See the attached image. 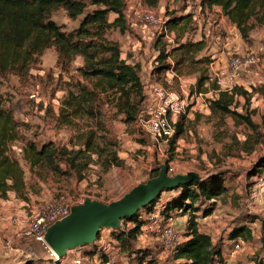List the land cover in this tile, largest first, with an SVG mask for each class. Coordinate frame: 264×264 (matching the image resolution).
<instances>
[{
  "label": "rangeland",
  "instance_id": "1",
  "mask_svg": "<svg viewBox=\"0 0 264 264\" xmlns=\"http://www.w3.org/2000/svg\"><path fill=\"white\" fill-rule=\"evenodd\" d=\"M77 1L85 4V13L99 8L91 0ZM120 1L124 7L125 30L111 28L105 38L119 45L121 59L133 67L139 78L141 91L139 94L133 91L130 98L134 120H128L123 100L118 99L119 94L108 91L99 93L94 117L82 114L70 118L68 125L59 124V108L68 95L66 83L74 80L88 85L89 81L79 75L78 69L84 65L81 57L61 69L56 64L57 53L53 47L44 50L26 81L14 75L0 80L4 105L13 111L15 119L22 125L19 140L12 144L11 153L23 169L24 198H17L14 192H9L5 200L0 198V204L6 205L11 212L9 223L13 216H35L46 205L61 198L70 207L86 197L110 203L133 186L152 178L160 165H168L172 168V173H168L170 176L195 172L206 179L220 174L225 178L226 195L216 199L210 216L203 218L202 211L209 208L212 201L195 204L199 230L209 235L215 245L228 248L231 233L246 227L248 233H244L243 238L248 251L233 258L227 256L221 264H264V211L259 212L260 217L256 214L257 208L264 207V204L258 200V190L254 192L264 182V170L261 171L263 177L250 176L255 162L264 156V129L259 128L264 115V98L256 91L264 87V27L254 29L244 40L236 27L216 9L201 8L200 0H157L154 4L150 0ZM145 13L151 14L156 23H145L139 16ZM84 15L72 20L63 8H58L50 13L49 19L63 33L70 34L79 27ZM185 16L188 23L184 28L178 32L168 29L170 20ZM115 18L112 13L107 16L110 23ZM195 43L202 45L198 51L194 47L188 52L178 51L180 45ZM163 48L169 55L176 53L174 58L171 55L161 62L159 57ZM250 53L258 62L244 70L237 87L247 95H239L232 109L239 115H249L258 126L257 130L237 124L233 116L212 115L209 107H205V97L197 101L195 98V94L205 91L204 87L198 89L196 86L202 70L207 77H213V72L225 67L230 56ZM196 68L199 76L195 73ZM156 85L183 92L184 96L188 95V103L190 99L197 103L177 120L183 124V133L173 150L154 147L149 135L137 123L152 107L153 87ZM33 93L38 97L36 101L30 99ZM91 132L95 133L91 143L98 142L100 147L116 145L122 167H113L102 174L96 156L92 155V163L81 172L83 180L80 181L76 170L68 165V160L74 157L71 153L66 155L67 164L65 158L56 156L52 163L46 161L31 169L27 143H33L38 150L42 146H51L59 151H77L85 148L83 144L89 140L88 133ZM79 160L82 161L78 164H83L87 159L82 156ZM173 195L163 192L156 207ZM154 209L151 213L139 210L138 218L144 221V226L131 249H124L117 243L120 255L117 264H140L141 250L150 252L160 264L170 261L171 255L162 251V246L149 230L148 225L153 221L151 217L157 215ZM171 214L178 224V230L174 228L184 241L188 216ZM124 226L130 230L133 223L123 221L122 229ZM12 231L11 226L4 232L12 235ZM99 234L101 237L93 245L70 251L61 261H56L44 243L2 235L1 239L5 240L0 241V264H73L78 259L85 264H104L103 258L93 259L85 254L99 241L108 240L111 232L103 230ZM111 237L114 238L112 234ZM9 239L14 241L11 243ZM87 257L90 258L88 262Z\"/></svg>",
  "mask_w": 264,
  "mask_h": 264
},
{
  "label": "trees",
  "instance_id": "2",
  "mask_svg": "<svg viewBox=\"0 0 264 264\" xmlns=\"http://www.w3.org/2000/svg\"><path fill=\"white\" fill-rule=\"evenodd\" d=\"M91 1L99 8L85 13V4L77 0H0V80L14 75L26 81L38 58L44 50L51 47L57 53L56 64L61 69L70 65L77 57L83 59L84 65L78 69V72L80 77L89 83L85 85L81 81L74 80L66 83L69 88L68 95L62 101L58 112V122L63 125L70 124V118L82 114L94 117L98 110L99 93L108 91L119 94L118 99L123 100L128 120L132 121L134 117L133 104L130 102L131 94L133 91L138 94L141 91L135 70L120 57L119 45L105 38L106 32L111 28H118L121 32L125 30L122 2L120 0ZM156 1L150 0V3L154 4ZM199 4L201 8L218 9L221 15L236 27L244 40L248 39L254 29L264 27V0H200ZM58 8H63L72 20L85 14L79 27L72 33H63L60 27L49 19L50 13ZM110 13L116 15L111 23L107 20ZM183 20L185 23L181 29L184 28L188 23L187 16L170 20L167 23L168 29L178 32L180 29L178 24ZM192 47L198 51L202 45L200 43L184 44L180 45L178 51L188 52ZM171 55L174 58L176 53L169 55L163 48L160 51L159 60L164 62ZM195 73H198L197 68ZM207 85L210 89L216 88L215 84L209 83V75L207 77L205 70H202L196 86L198 89L204 87L203 93H206ZM256 91H259L264 98V87ZM242 94L247 95L241 87H235L230 94L219 92L217 97L210 101V113L220 117L233 116L237 124H244L257 130L258 126L252 122L249 115H239L232 109L237 97ZM21 126V123L15 119L13 111L4 105V100L0 96V198L3 200L7 199L9 192H14L17 198L24 196L23 169L11 153L12 144L19 140ZM259 128L264 129V115ZM182 133L183 124L178 121L175 135L167 144L169 150H173ZM94 137L95 133H88L89 140L83 144L85 148L77 151H59L51 146H42L38 150L33 143H27L31 153V169L41 166L46 161L52 163V159L56 156H60L59 159L65 158V164H67L66 155L71 153L74 157L68 160V165L76 170L78 176L92 163V155L96 156V163L99 164L102 174L113 167H122L123 162L117 155L116 145L100 147L98 142L91 143ZM82 156L87 160L83 164H78V161H82L79 160ZM166 166L168 171L169 166ZM263 169L264 156L255 162L250 176H257ZM154 176L156 174L152 177ZM79 180H83V177L80 176ZM225 184L226 180L220 174L209 177L201 183L192 182L167 191L174 195L164 201L163 214L175 213L188 217L184 241L177 246L170 261L164 264H215L216 259L221 257L220 247L212 242L209 235L199 230L196 216L198 210L195 204L201 201H212L211 206L202 211L203 218L210 216L216 199L226 191ZM159 199L142 211L151 213ZM138 214L139 211L133 217L124 220V223H133L132 229L127 230L124 226L120 231L111 232L116 242L124 249H131V244L140 235L144 226V221L138 218ZM244 233H248L246 227L235 229L230 237L233 240L243 236ZM95 248L93 247L85 254L94 256L97 253ZM140 253V264H160L150 252L141 250Z\"/></svg>",
  "mask_w": 264,
  "mask_h": 264
},
{
  "label": "built area",
  "instance_id": "3",
  "mask_svg": "<svg viewBox=\"0 0 264 264\" xmlns=\"http://www.w3.org/2000/svg\"><path fill=\"white\" fill-rule=\"evenodd\" d=\"M139 16L147 24L153 25L156 23L155 18L151 14L145 13ZM257 62L258 60L253 53L230 56L225 67L217 69L213 72V77H209V83L215 84L216 88H208L206 93L195 94L196 101L205 97V107H209L210 101L216 98L219 92L230 94L238 86V81L241 79L244 70L256 66ZM207 86L209 87V85ZM30 99L36 101L38 97L33 93L30 95ZM196 105L197 103L193 102L192 99L188 103L187 94L184 96L183 92L177 93L171 89L156 85L153 87V105L149 109L147 116L139 119L137 123L149 135L153 146L162 149V147H167L168 141L175 135L177 120L185 114L187 109H193ZM168 173H172L171 167H169ZM164 201L159 206H155V209L153 208L157 215L151 217L153 221L148 226L150 232L162 246V251L172 255L177 246L183 241L174 228L173 215L163 214L165 209ZM69 209L70 206L65 205L63 198H61L46 205L35 216L28 218L23 214L13 216L10 221L13 229L12 235H8L7 237H11L12 239L28 238L43 243V237L47 228L55 221L67 216ZM232 241L229 253L230 258L243 253L246 248L244 238L237 237ZM95 245L99 259L105 257L108 263V259L112 257L116 249L107 240L99 241ZM89 259L86 258L87 262ZM216 261H218L217 264H221L222 262L219 258ZM73 264H85V262L78 259Z\"/></svg>",
  "mask_w": 264,
  "mask_h": 264
},
{
  "label": "water",
  "instance_id": "4",
  "mask_svg": "<svg viewBox=\"0 0 264 264\" xmlns=\"http://www.w3.org/2000/svg\"><path fill=\"white\" fill-rule=\"evenodd\" d=\"M205 179L195 172L170 176L167 166L160 165L156 176L133 186L115 201L104 203L86 197L81 203L72 205L67 216L47 228L43 243L59 258L56 261H60L70 251L93 245L100 231L122 230L126 218L151 205L163 192Z\"/></svg>",
  "mask_w": 264,
  "mask_h": 264
},
{
  "label": "crops",
  "instance_id": "5",
  "mask_svg": "<svg viewBox=\"0 0 264 264\" xmlns=\"http://www.w3.org/2000/svg\"><path fill=\"white\" fill-rule=\"evenodd\" d=\"M216 12H218L221 15V13H220V11L218 9H216ZM184 23H185V20L181 21L180 24H178V27L181 28ZM263 170H261V171H263ZM255 177H257V178L263 177L262 176V172L260 174H258L257 176H255ZM263 179H264V177H263ZM257 190H258V200H261V203L264 204V182L261 185H259L257 189H254V192H256ZM226 192H227V187H226V191L223 194L226 195ZM6 207H7L6 205L3 206V205L0 204V241H4L5 240V239H1V236L2 235H4L5 237L8 236V235H10V234L7 233L8 231L7 232H4L6 228L11 227V224L9 223V216H10L11 212L8 211L6 209ZM262 210L264 211V207H262V208H259L258 207L257 208V213H256L257 216H259V212L262 211ZM253 214H255V213H253ZM174 226H175L176 230H178V228H177L178 227V224H177L176 220L174 221ZM110 232H116V231H110ZM109 236H110L111 239L108 237V240L107 241L116 249V251L113 253L112 257H110L108 259L109 260L108 263H107V259L105 257H103V259H101V260L104 263H107V264H117V262L120 260L119 249L117 248V242H116V240L111 237V234ZM241 237L243 238V236H241ZM8 241H11V243H12V241H14V240H10L9 239ZM232 242H233L232 240L227 242V244H229V247L228 248L227 247L226 248H222V247L219 246L220 249H221V257L219 259L222 260L223 263L226 261V257L229 256V253H230L231 247H232ZM95 247H96V245H95ZM245 250H246L245 252L248 251V245L246 246ZM96 252H97V250H96ZM97 253L94 256H92V257L91 256H88V257H91L93 259H96L98 257L97 256ZM98 259H99V257H98ZM215 264H217V262Z\"/></svg>",
  "mask_w": 264,
  "mask_h": 264
},
{
  "label": "bare ground",
  "instance_id": "6",
  "mask_svg": "<svg viewBox=\"0 0 264 264\" xmlns=\"http://www.w3.org/2000/svg\"><path fill=\"white\" fill-rule=\"evenodd\" d=\"M54 256V258L56 259V260H58L59 258H57V256L56 255H53Z\"/></svg>",
  "mask_w": 264,
  "mask_h": 264
},
{
  "label": "flooded vegetation",
  "instance_id": "7",
  "mask_svg": "<svg viewBox=\"0 0 264 264\" xmlns=\"http://www.w3.org/2000/svg\"><path fill=\"white\" fill-rule=\"evenodd\" d=\"M97 241V240H96Z\"/></svg>",
  "mask_w": 264,
  "mask_h": 264
}]
</instances>
